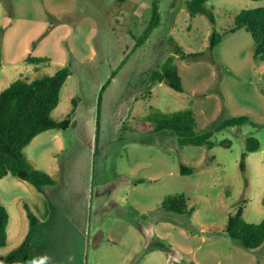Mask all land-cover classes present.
Masks as SVG:
<instances>
[{"label": "rangeland", "instance_id": "1", "mask_svg": "<svg viewBox=\"0 0 264 264\" xmlns=\"http://www.w3.org/2000/svg\"><path fill=\"white\" fill-rule=\"evenodd\" d=\"M153 0H0V91L68 65L50 118L69 115L65 129L38 133L22 152L54 184L38 191L10 174L0 178L8 212L0 257L28 230L27 207L38 219L29 263L15 264H264V242L243 248L225 232L242 207L246 222L264 218V59L253 58L244 29L207 50L212 29L190 16L186 0H158L159 24L139 46ZM218 32L241 9L264 0H208ZM184 52H203L181 59ZM46 56L45 64L24 59ZM174 56L183 90L151 83L150 73ZM72 99L74 102H72ZM189 108L196 131L224 119L247 122L214 131L204 145L177 143L170 129L154 130L152 113ZM259 148L239 170L245 139ZM231 141L229 147L219 142ZM190 165L189 175L179 173ZM183 193L190 214L164 211L168 195Z\"/></svg>", "mask_w": 264, "mask_h": 264}, {"label": "trees", "instance_id": "2", "mask_svg": "<svg viewBox=\"0 0 264 264\" xmlns=\"http://www.w3.org/2000/svg\"><path fill=\"white\" fill-rule=\"evenodd\" d=\"M208 0H186L185 6L190 16L204 15L210 22L212 29L208 35L207 50L211 51L223 35L234 33L239 29L248 32L253 42V58L264 59V7L241 9L233 19L230 27L221 33L214 28L215 18L209 7ZM158 0H153L151 17L144 32L137 39L135 46H139L150 32L159 24ZM175 53L181 59H197L203 52H184L175 47ZM30 64H45L49 62L46 56H30L24 59ZM70 74L68 65L57 68L52 74L26 80L19 77L0 91V178L7 174L32 184L38 191L44 186L54 184L53 178L46 172L32 167L26 160L22 149L38 133L48 129H65L69 124V115L55 121L50 118L51 111L59 102L60 89ZM151 83H164L174 91L183 90L178 68L174 63V56L166 58L159 70L150 73ZM72 102L73 99H72ZM150 121L154 122V130H172L177 137V143L183 145H204L210 149L214 143L210 136L214 131H220L230 126L242 125L247 122L245 115H238L224 119L214 130L196 131L193 111L189 108L170 113H152ZM223 147H229L231 141L223 139L219 142ZM259 148V140L254 136L245 139L244 151L240 155L239 170L244 172L245 158L249 152ZM194 167L180 164L179 173L189 175ZM164 211L178 214H190L186 197L183 193L166 196L161 202ZM242 207H238L233 214L227 216L224 230L226 234L247 249L253 250L264 242V218L257 223L246 222L242 217ZM28 218V230L22 241L5 256L0 257V264L29 263L32 255V237L38 225L37 217L25 207ZM8 212L0 203V247L6 241V225Z\"/></svg>", "mask_w": 264, "mask_h": 264}, {"label": "crops", "instance_id": "3", "mask_svg": "<svg viewBox=\"0 0 264 264\" xmlns=\"http://www.w3.org/2000/svg\"><path fill=\"white\" fill-rule=\"evenodd\" d=\"M12 264H15V263H12Z\"/></svg>", "mask_w": 264, "mask_h": 264}]
</instances>
